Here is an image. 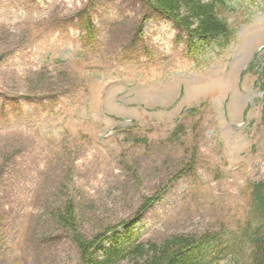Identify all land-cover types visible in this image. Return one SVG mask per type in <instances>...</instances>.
<instances>
[{
    "label": "rangeland",
    "instance_id": "374dc122",
    "mask_svg": "<svg viewBox=\"0 0 264 264\" xmlns=\"http://www.w3.org/2000/svg\"><path fill=\"white\" fill-rule=\"evenodd\" d=\"M228 1L233 36L190 57L138 0H0V264H81L58 223L68 203L106 249L243 222L264 180V95L242 75L263 53L264 0Z\"/></svg>",
    "mask_w": 264,
    "mask_h": 264
},
{
    "label": "trees",
    "instance_id": "16d2710c",
    "mask_svg": "<svg viewBox=\"0 0 264 264\" xmlns=\"http://www.w3.org/2000/svg\"><path fill=\"white\" fill-rule=\"evenodd\" d=\"M140 1L175 22L198 45H207L229 33L225 20L219 16L222 0ZM258 85L264 91V76H260ZM250 201L249 216L237 231L173 235L160 243H138L126 248L114 243L104 248L109 233L103 229L92 240L83 239L71 203L65 204L63 213L58 214V223L72 231L69 230L81 264H118L126 260L131 264H264V182L252 184ZM152 202V198L146 199L138 214ZM129 226L131 223L123 224L124 230ZM116 229L110 232L112 239L116 238Z\"/></svg>",
    "mask_w": 264,
    "mask_h": 264
}]
</instances>
